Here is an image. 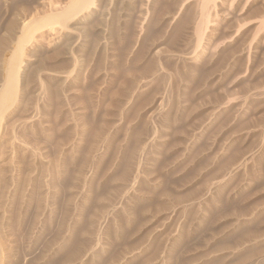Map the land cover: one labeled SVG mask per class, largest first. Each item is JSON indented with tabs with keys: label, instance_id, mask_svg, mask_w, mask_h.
I'll return each mask as SVG.
<instances>
[{
	"label": "rangeland",
	"instance_id": "374dc122",
	"mask_svg": "<svg viewBox=\"0 0 264 264\" xmlns=\"http://www.w3.org/2000/svg\"><path fill=\"white\" fill-rule=\"evenodd\" d=\"M70 1L0 0V86L23 24ZM174 4L155 0L142 29L138 9L123 15L116 6V17L97 21L113 26L91 28L86 42L49 26L25 47L27 105L15 103L0 129V246L9 263L61 264L82 242L84 261L98 256L93 264H264V65L247 73L241 61L252 36L240 49L229 42L236 33H218L216 55L186 67L178 59L194 48L192 23ZM263 5L241 11L245 23Z\"/></svg>",
	"mask_w": 264,
	"mask_h": 264
},
{
	"label": "bare ground",
	"instance_id": "6f19581e",
	"mask_svg": "<svg viewBox=\"0 0 264 264\" xmlns=\"http://www.w3.org/2000/svg\"><path fill=\"white\" fill-rule=\"evenodd\" d=\"M33 1V0H32ZM155 0H71L70 3L61 11L56 12V13H52V14H48L46 16H43L41 18L32 20L30 22H28L27 24H23L24 26H22L23 28L21 29L20 32V37L18 36V40L15 44V47L11 53L10 56L3 64V76H4V80L2 82V85L0 86V129H1V125L2 122L5 121V114L10 112L12 110V108L14 107V104L16 103H20V105L23 104V100L25 99V88L27 87L26 85L28 84V77L26 76L27 74H25L26 72L23 70V62H24V54H25V47L28 46V44H30V42L32 41L34 34L43 29L44 27H53V26H57V28L59 27V29L67 31V32H75L78 34V40H80L79 38L85 39V42L87 41L86 37L88 34L89 37V33H91V28L99 25L97 23V21L100 20V18L103 19H107L108 17H112V15H114L112 12H114L113 10L116 9V6L119 8L120 14L126 15L129 11H130V15H131V9L133 10H137L138 13V19L140 18L141 21H138V23H141L140 29H142V27H144V23L146 21H148L149 19V15H150V9L153 6ZM159 0H157L158 2ZM168 1H172L177 5V13L176 15H180L182 13H184L186 15V17L184 16V20L185 23L183 22V24H189L192 23L191 29V33L189 34L191 36V43H193V49L191 50L190 53H187L186 55H184L183 57H179L178 60H180L182 63L186 64L187 62H189V64L191 63V66H197V65H201L203 63H206L208 61H210L214 55H216L215 50L217 48V46L219 44H217V46L212 45V40L214 38V35L218 34L219 35H226L223 38H230L232 35H234V33H236L233 38H230L229 42L234 41L237 42V47L240 48L243 45V40H245L246 37H248V35L252 36L251 40L248 42V44L245 46L244 49H242L239 53H240V57H241V61H245L246 62V72H250L251 69H253V66L255 64H257L256 62H258L259 64L264 65V5L261 8L260 12L257 14V19H255L256 21L254 22H250V23H245V17L243 16V11L246 8H251L253 4H255L256 2H259L260 0H168ZM262 2L264 0H261ZM156 4V2H155ZM174 4V5H175ZM260 4V3H259ZM27 5V4H26ZM262 6V5H261ZM115 8V9H114ZM153 9H155L153 7ZM163 7L160 10V13L162 11ZM167 9V8H166ZM170 9V8H169ZM172 9V8H171ZM164 10V9H163ZM174 10V7H173ZM176 10V9H175ZM243 11V12H241ZM248 11V10H247ZM256 11V10H255ZM117 12V13H118ZM153 13V11H151ZM237 12H239L237 14ZM251 12V11H250ZM159 13V12H158ZM187 13V14H186ZM253 13V12H252ZM117 14V15H120ZM167 14V13H166ZM169 14V13H168ZM121 16V15H120ZM136 16V15H135ZM152 16V15H151ZM150 16V17H151ZM183 16V15H181ZM247 16H250V14ZM113 17H116L115 15ZM112 17V18H113ZM137 17V16H136ZM178 19V16H175ZM174 17V18H175ZM118 18H120L118 16ZM173 18V17H172ZM249 18V17H248ZM109 19V18H108ZM107 19V20H108ZM122 19V18H121ZM180 19V18H179ZM247 19V18H246ZM107 20L105 21V24L102 26L103 27V32H106V30H108V28L110 29V21L107 22ZM150 20V19H149ZM153 20V19H152ZM249 20V19H248ZM116 21V20H115ZM103 22V21H102ZM134 22V21H133ZM137 22V21H136ZM163 23V22H162ZM130 24V23H129ZM147 24V23H146ZM102 25V24H100ZM99 25V26H100ZM149 25V24H148ZM161 25V24H160ZM186 25V26H187ZM14 26V25H13ZM113 26V25H112ZM122 26V25H121ZM101 27V26H100ZM101 27V28H102ZM116 27V26H115ZM152 27V25H151ZM156 27V26H155ZM11 28V27H10ZM14 28V27H13ZM16 28V27H15ZM139 28V27H138ZM19 29V28H18ZM144 29V28H143ZM120 30V29H119ZM160 30V29H159ZM125 31V30H124ZM129 31V30H127ZM142 31V30H141ZM183 31V30H182ZM8 32V31H7ZM108 32V31H107ZM116 32V31H115ZM145 32V31H144ZM147 32V31H146ZM14 33V32H13ZM61 33V32H60ZM112 33V32H111ZM120 33V31H119ZM122 33V32H121ZM178 33V31H177ZM225 33V34H224ZM9 34V33H8ZM93 34V33H91ZM90 34V35H91ZM118 34V33H117ZM161 34V33H160ZM178 35V34H177ZM181 35V34H180ZM188 35V34H187ZM74 36V34H73ZM189 36V37H190ZM9 37V36H8ZM105 37V36H104ZM175 37V35H174ZM11 39V37H9ZM8 38V39H9ZM91 38V37H90ZM120 38V37H119ZM4 39V38H3ZM94 39V38H93ZM92 39V42H93ZM103 39V38H102ZM117 39V38H116ZM169 39V38H168ZM179 39V38H178ZM98 40V39H96ZM137 40V39H136ZM185 40V39H184ZM4 41V40H3ZM73 41V40H72ZM107 41V39H106ZM121 41V40H120ZM228 41V40H227ZM68 42V41H67ZM71 42V41H70ZM114 42V41H113ZM118 42V41H117ZM7 43V42H6ZM116 43V42H115ZM128 43V42H127ZM216 43V42H215ZM8 44V43H7ZM85 44V43H84ZM190 44V43H189ZM227 44V43H226ZM86 45V44H85ZM102 45V43H101ZM120 45V44H119ZM222 45V44H221ZM87 46V45H86ZM97 46V45H96ZM224 46V45H222ZM64 47V46H63ZM67 47V46H66ZM74 47V46H73ZM98 47V46H97ZM110 47V46H109ZM125 47V46H124ZM192 47V46H191ZM235 47V46H234ZM220 47L218 46V49ZM81 49V48H80ZM106 49V48H105ZM116 49V48H115ZM217 49V50H218ZM241 49V48H240ZM119 50V49H118ZM216 50V51H217ZM220 50V49H219ZM76 51V50H75ZM94 51V50H93ZM235 51V50H234ZM188 52V51H187ZM63 53V52H62ZM115 53V52H114ZM236 53V52H235ZM147 54V53H146ZM230 54V53H229ZM93 55V54H92ZM104 55V54H103ZM235 55V54H234ZM233 55V56H234ZM58 56V55H57ZM107 56V55H106ZM104 56V58L106 57ZM168 56V55H167ZM227 56V55H224ZM177 57V58H178ZM108 58V57H107ZM216 58V57H215ZM214 58V59H215ZM228 58V57H227ZM230 58V57H229ZM158 59V58H157ZM164 59V58H163ZM234 59V58H233ZM161 60V59H160ZM226 60V59H225ZM228 60V59H227ZM104 61V60H103ZM116 61V60H115ZM213 61V60H212ZM223 61V60H222ZM231 61V60H230ZM100 63V62H99ZM106 63V62H105ZM174 63V62H173ZM218 63V62H217ZM107 64V63H106ZM188 64V63H187ZM186 64V67H187ZM244 64V63H243ZM109 65V64H108ZM161 64H159L160 66ZM220 65V64H219ZM225 65V64H223ZM156 66V65H155ZM154 66V67H155ZM162 66V65H161ZM193 66V67H194ZM232 66V65H231ZM257 66V65H255ZM259 66V65H258ZM158 67V66H157ZM228 67V66H226ZM159 68V67H158ZM157 68V69H158ZM189 68V67H188ZM231 68V67H230ZM234 68V66H233ZM232 68V69H233ZM241 68V67H240ZM1 69V68H0ZM178 69V68H177ZM215 69V68H214ZM166 70V69H164ZM239 70V69H238ZM260 70V69H259ZM192 71V70H191ZM78 72V71H77ZM76 72V73H77ZM102 72V71H101ZM108 72V71H107ZM156 72V70H155ZM238 72V71H237ZM241 72V71H240ZM258 72V71H257ZM158 73V72H157ZM161 73V72H160ZM246 73V74H247ZM73 74V73H72ZM72 74H69L72 76ZM107 74V73H106ZM30 75V74H29ZM64 75V74H63ZM104 75V74H103ZM2 76V77H3ZM58 76V75H57ZM68 76V75H67ZM65 77V76H64ZM184 77V76H183ZM230 77V76H229ZM243 77V76H242ZM69 78V76H68ZM31 79V78H30ZM71 79V78H70ZM194 79V78H193ZM239 79V78H238ZM158 80V79H157ZM188 80V79H187ZM236 80V79H235ZM234 80V81H235ZM52 81V80H51ZM64 82V81H63ZM69 85V84H68ZM255 85V84H254ZM261 85V84H258ZM29 86V85H28ZM64 86V85H63ZM140 86V85H139ZM66 87V86H65ZM261 87V86H260ZM62 88V87H61ZM138 88V86H137ZM257 88V87H255ZM259 88V87H258ZM142 89V88H141ZM80 90V89H79ZM146 90V89H145ZM263 91V90H262ZM134 92V91H133ZM143 92V91H142ZM248 93V92H247ZM256 94V93H255ZM264 94V93H263ZM249 96V95H248ZM251 96V95H250ZM222 98V97H220ZM130 99V98H129ZM247 99V97H246ZM246 99L244 102V106L246 104ZM248 99H250L248 97ZM127 100V99H126ZM132 100V99H131ZM27 101V100H26ZM25 101V102H26ZM248 101V100H247ZM127 102V101H126ZM248 103V102H247ZM26 104V103H24ZM23 104V105H24ZM161 104V103H160ZM19 105V104H18ZM27 105V104H26ZM13 106V107H12ZM160 106V105H159ZM181 106V105H180ZM12 107V108H11ZM21 107V106H20ZM126 107V106H125ZM162 107V106H161ZM243 107V106H242ZM246 107V106H245ZM125 109V108H124ZM162 108H160L161 110ZM23 112V111H22ZM26 112V111H25ZM16 113V112H15ZM14 113V114H15ZM24 113V112H23ZM9 114V113H8ZM21 115V114H20ZM254 115V114H253ZM12 116V115H11ZM19 116V115H18ZM239 116V115H238ZM7 117V115H6ZM121 117V116H120ZM231 117V116H230ZM260 118V117H259ZM252 119V118H251ZM121 120V119H120ZM261 120V119H259ZM15 121V120H14ZM255 121V120H254ZM122 122V121H121ZM178 122V121H177ZM253 122V121H252ZM13 123V121H12ZM11 123V124H12ZM120 123V122H119ZM255 123V122H254ZM9 124V123H8ZM6 124V125H8ZM251 124V122H250ZM259 124V123H258ZM262 124V123H261ZM255 125V124H254ZM11 126V125H10ZM118 127V126H117ZM155 127V126H154ZM152 130V129H151ZM165 130V129H164ZM156 131V130H155ZM1 132V131H0ZM3 132V131H2ZM14 132V131H13ZM140 132V131H139ZM179 132V131H178ZM182 132V131H181ZM175 133V132H174ZM264 133V131H263ZM13 134V133H12ZM140 136V135H139ZM11 137V135H10ZM15 137V136H14ZM140 138V137H139ZM17 139V138H15ZM162 144V143H161ZM160 145V144H159ZM247 148V147H246ZM261 149V150H260ZM259 152L260 154L264 155V144L262 146H260ZM241 150V149H239ZM140 151V150H139ZM244 151V150H243ZM198 152V151H197ZM248 152V151H247ZM142 153V151H141ZM237 153V152H236ZM242 153V152H241ZM235 154V153H234ZM243 154V153H242ZM124 155V154H123ZM149 156V155H148ZM245 156V155H244ZM243 156V157H244ZM252 156V155H251ZM238 157V156H237ZM132 158V157H131ZM130 158V160H131ZM258 158V157H257ZM232 159V158H231ZM243 159V158H242ZM123 160V159H122ZM250 161V160H249ZM256 159H254V157H251V166L252 168L255 167L257 164L255 163ZM232 162V161H229ZM241 162V161H240ZM149 163V162H148ZM247 163V162H246ZM245 163V164H246ZM138 164V163H137ZM159 164V163H158ZM222 164V163H221ZM225 164V163H224ZM227 164V163H226ZM139 165V164H138ZM162 165V164H161ZM248 165V163H247ZM129 166V165H128ZM225 166V165H224ZM230 166V165H229ZM239 166V165H238ZM126 167V166H125ZM220 167V166H219ZM218 167V168H219ZM246 167V166H245ZM223 167H221L222 169ZM229 168V167H227ZM226 168V169H227ZM129 169V168H128ZM225 169V170H226ZM250 169V168H249ZM254 169V168H253ZM224 170V171H225ZM262 170V169H261ZM222 171V170H221ZM257 171V170H256ZM125 173V171H123ZM223 172V171H222ZM238 172V171H237ZM218 173V172H217ZM231 173V171H230ZM229 173V174H230ZM249 173V172H248ZM222 174V173H221ZM252 174V173H251ZM257 174V173H256ZM262 174V173H261ZM1 175V174H0ZM132 175V174H131ZM226 175V174H225ZM3 177V176H2ZM128 177V176H127ZM258 177V175H257ZM256 177V178H257ZM229 178V177H228ZM254 178V177H253ZM2 179V178H1ZM133 180V179H132ZM2 181V180H1ZM46 181V180H45ZM44 181V182H45ZM124 182V180H122ZM131 181V180H130ZM258 181V180H257ZM256 181V182H257ZM210 182V181H209ZM154 183V182H153ZM170 183V182H169ZM168 183V184H169ZM127 184V183H126ZM150 184V183H149ZM165 184V183H164ZM163 184V185H164ZM249 184V183H248ZM255 184V183H254ZM172 185V184H171ZM210 185V184H209ZM239 185V184H238ZM139 186V185H138ZM207 186V185H206ZM205 186V187H206ZM223 186V185H222ZM222 186H217V189H221ZM159 187V186H158ZM214 187V186H213ZM49 188V187H48ZM47 188V189H48ZM133 188V187H132ZM142 189V188H141ZM204 189V188H203ZM96 190V189H95ZM198 191V190H197ZM47 192V191H46ZM118 192V191H117ZM215 192V191H214ZM218 192V191H217ZM108 193V192H107ZM112 193V192H111ZM201 193V191H200ZM213 193V192H212ZM109 194V193H108ZM146 194V193H145ZM191 194V193H190ZM107 195V194H106ZM114 195V194H113ZM117 195V194H116ZM151 195V194H150ZM240 196V195H239ZM177 197V196H176ZM175 197V198H176ZM196 197V196H195ZM84 198V197H82ZM113 198V197H112ZM150 198V197H149ZM170 198V197H169ZM172 198V197H171ZM180 198V197H179ZM209 198V197H208ZM94 199V198H93ZM228 199V198H227ZM99 200V199H98ZM111 200V199H110ZM159 200V199H158ZM170 200V199H169ZM168 200V201H169ZM187 200V198H186ZM220 200V199H218ZM136 202V201H135ZM222 202V201H221ZM156 203V202H155ZM206 203V201H205ZM171 204V203H170ZM174 204V203H173ZM210 204V203H209ZM208 204V205H209ZM222 204V203H221ZM201 205V204H200ZM207 205V204H206ZM2 206V205H1ZM160 206V205H159ZM210 206V205H209ZM126 207V206H125ZM58 208V207H57ZM129 208V207H128ZM164 208V206H163ZM229 208V207H228ZM76 209V208H75ZM126 209V208H125ZM168 209V208H167ZM202 209V207H201ZM199 209V210H201ZM205 209V208H204ZM66 210V209H65ZM98 210V209H97ZM96 210V211H97ZM105 210V209H104ZM124 210V209H123ZM203 210V209H202ZM201 210V212H202ZM100 211V210H99ZM119 211V210H118ZM143 211V210H142ZM235 211V210H234ZM125 212V211H124ZM198 212V211H197ZM200 212V213H201ZM229 212V211H228ZM49 213V212H48ZM53 213V212H52ZM134 213V212H133ZM137 213V212H136ZM148 213V212H147ZM199 213V214H200ZM66 214V212H65ZM68 214V213H67ZM75 214V213H74ZM120 214V213H119ZM152 214V213H151ZM113 215V214H112ZM127 215V214H126ZM147 215V214H146ZM119 216V215H118ZM122 216V215H121ZM214 216V215H213ZM222 216V215H221ZM114 217V216H113ZM116 217V216H115ZM131 217V216H130ZM128 216V219L130 218ZM76 218V217H75ZM93 218V217H92ZM196 218V217H195ZM114 220V219H113ZM135 220V219H134ZM52 221V220H51ZM118 221V220H117ZM144 221V220H143ZM196 221V220H195ZM213 221V220H212ZM62 222V221H61ZM127 222V221H126ZM140 222V221H139ZM138 222V223H139ZM202 222V221H201ZM49 223V222H48ZM74 223V221H73ZM98 224V223H97ZM102 224V223H101ZM115 224V223H114ZM135 224V223H134ZM203 224V223H202ZM15 225V224H14ZM61 225V224H60ZM67 225V224H66ZM75 225V224H74ZM73 225V226H74ZM99 225V224H98ZM113 225V224H112ZM204 225V224H203ZM52 226V225H51ZM88 226V225H87ZM129 226V225H128ZM140 226V225H139ZM185 226V225H184ZM14 227V226H13ZM72 227V226H71ZM75 227V226H74ZM95 227V226H94ZM98 228L101 227L97 226ZM119 227V226H118ZM196 227V226H195ZM254 227V226H253ZM16 228V227H15ZM187 228V227H186ZM19 229V228H18ZM63 229V228H62ZM69 229V227H68ZM83 229V227H82ZM90 229V228H89ZM107 229V228H106ZM111 229V228H110ZM118 229V228H117ZM131 229V228H130ZM138 229V228H137ZM136 229V230H137ZM72 230V229H71ZM74 230V229H73ZM88 230V228H87ZM98 230V229H97ZM99 230V231H100ZM57 231V230H56ZM65 231V230H64ZM63 231V232H64ZM70 231V230H69ZM76 231V230H75ZM89 231V230H88ZM132 231V230H131ZM135 231V230H134ZM190 231V230H189ZM198 231V230H197ZM72 233V231H70ZM78 232V231H77ZM102 232V231H101ZM117 232V230H116ZM247 232V231H246ZM249 232V231H248ZM88 233V232H87ZM104 233V231H103ZM190 233V232H189ZM70 234V233H69ZM83 234V233H82ZM122 234V233H121ZM255 234V233H254ZM9 235V234H8ZM68 235V234H67ZM75 235V234H74ZM78 235V234H77ZM89 235V233H88ZM253 235V234H252ZM69 236V235H68ZM73 236V234H72ZM70 235V237H72ZM85 236V233H84ZM98 236V235H97ZM103 236V235H102ZM123 236V235H122ZM65 237V236H64ZM69 237V239H70ZM93 237V236H92ZM255 237V236H254ZM260 237V236H259ZM83 238V237H82ZM185 238V237H184ZM250 238V237H249ZM258 238V237H257ZM91 239V238H90ZM3 240V239H2ZM53 240V239H52ZM56 240V239H55ZM74 240V239H73ZM51 241V240H50ZM66 241V238H65ZM63 241L64 243L68 242V241ZM78 241V240H77ZM89 241V240H88ZM92 241V240H90ZM106 241V240H105ZM191 241V240H190ZM260 241V240H259ZM1 242V240H0ZM61 242V241H59ZM93 242V241H92ZM156 242V241H155ZM240 242V241H239ZM258 242V241H257ZM50 243V242H49ZM56 243V242H55ZM63 243V244H64ZM75 243V242H74ZM94 243V242H93ZM98 243V242H97ZM123 243V242H122ZM181 243V242H178ZM242 243V242H241ZM1 244V243H0ZM53 244V243H51ZM63 244L61 246H63ZM85 244V243H84ZM82 242L78 243L76 246H74V248L71 250V252H67L66 255H64V257H62L63 261L61 262V264H73V262L75 264H93L95 262V259L97 260L96 256L92 255V258L90 260L89 258L88 262L87 260L84 261L85 259H83V252L86 249V246L84 245ZM102 244V243H101ZM114 244V243H113ZM54 245V244H53ZM87 245V244H86ZM96 245V244H95ZM98 245V244H97ZM111 245V244H110ZM57 246V245H56ZM65 246V245H64ZM72 246V245H71ZM70 246V247H71ZM103 246V245H102ZM107 246V245H106ZM159 246V245H158ZM4 247V246H3ZM0 246V264H11L9 263V255L6 256L4 254V248ZM50 247V245H49ZM59 247V246H58ZM123 247V246H122ZM137 247V246H136ZM157 247V246H156ZM161 247V246H160ZM228 247V246H227ZM6 248V247H5ZM45 248V247H44ZM88 249H90L87 246ZM97 248V247H95ZM105 248V247H104ZM130 248V247H128ZM257 248V247H256ZM264 248V247H263ZM63 249V248H61ZM102 249V248H101ZM126 249V248H125ZM168 249V248H167ZM174 249V248H173ZM253 249V248H252ZM7 250V249H6ZM68 250V249H67ZM127 250V249H126ZM129 250V249H128ZM156 250V249H155ZM159 250V249H158ZM260 250V249H259ZM258 250V252H259ZM17 251V250H16ZM60 251V250H58ZM92 251V250H91ZM125 251V250H124ZM131 251V250H130ZM149 251V250H148ZM160 251V250H159ZM252 251V250H251ZM56 252V251H55ZM263 252V251H262ZM87 253V251H86ZM101 253V252H100ZM106 253V251H105ZM114 253V252H113ZM254 253V252H253ZM252 253V254H253ZM40 254V253H39ZM45 254V253H44ZM88 254V253H87ZM92 254V253H91ZM123 254V253H122ZM159 254V253H158ZM157 254V255H158ZM30 255V254H29ZM43 255V254H41ZM52 255H55L52 254ZM86 255V254H85ZM95 255V254H94ZM121 255V254H120ZM251 255V254H250ZM249 255V256H250ZM254 255V254H253ZM261 255V254H260ZM47 256V255H46ZM49 256H51V254H49ZM156 256V254L154 255ZM153 256V258H155ZM16 257V256H15ZM60 257V258H61ZM82 257V260H81ZM86 258V256H84ZM124 257V256H123ZM152 257V256H151ZM236 257V256H235ZM254 257V256H252ZM125 258V257H124ZM128 258V257H127ZM173 258V257H172ZM263 258V257H262ZM30 259V258H29ZM34 259V258H33ZM44 259V257H43ZM46 259V257H45ZM61 259V260H62ZM110 259V258H109ZM126 259V258H125ZM151 259V258H150ZM244 259V258H243ZM248 259V258H247ZM250 259V257H249ZM248 259V260H249ZM259 259V258H258ZM257 259V260H258ZM60 260V261H61ZM108 260V259H106ZM115 260V259H114ZM147 260V259H146ZM149 260V259H148ZM9 261V262H8ZM19 261V260H18ZM51 261V260H50ZM100 261V260H99ZM125 261V260H124ZM16 262V261H14ZM29 262V261H28ZM34 262V261H33ZM103 262V261H102ZM122 262V261H121ZM144 262V261H143ZM142 262V263H143ZM152 262V261H151ZM101 263V262H100ZM248 263V262H247ZM19 264V263H18ZM26 264V263H25ZM28 264V263H27ZM33 264V263H32ZM43 264V263H42ZM56 264V263H55ZM59 264V263H58ZM105 264V263H104ZM118 264V263H117ZM235 264V263H234Z\"/></svg>",
	"mask_w": 264,
	"mask_h": 264
}]
</instances>
